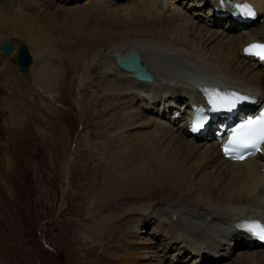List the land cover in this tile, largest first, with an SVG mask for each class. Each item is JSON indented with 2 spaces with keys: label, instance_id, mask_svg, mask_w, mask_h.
<instances>
[{
  "label": "bare ground",
  "instance_id": "6f19581e",
  "mask_svg": "<svg viewBox=\"0 0 264 264\" xmlns=\"http://www.w3.org/2000/svg\"><path fill=\"white\" fill-rule=\"evenodd\" d=\"M249 1L260 12L257 23L251 25H240L215 13V7L229 6L230 0H0V45L15 37L42 53L32 55L36 61L29 71L31 79L45 86L51 81L60 86L70 74L65 62L68 59L85 67L81 69L82 87L99 82L96 79L100 74L104 78L101 87L105 99H121L126 104L116 117L110 118L123 129L114 136L117 143L111 140L106 146L98 140L100 143L85 145L92 150L86 159L75 158L85 173L101 147L102 159H97L100 168L111 169L114 174L122 172L114 177L112 187L104 185L114 197H109L96 213L141 202L138 200L150 195L153 186L170 194L169 200L139 208L137 217H121L110 235L101 233L109 226L90 218L96 221L91 230L97 232L94 235L104 245L95 260L86 261L89 264H110L113 260H122L118 264H139L134 260L140 258L146 259L143 261L147 264H264V247L256 248L234 225L242 218L264 221L262 157L232 162L222 156L220 145L209 140L208 135L194 142L188 138L185 122L172 119L176 110L186 109L190 101L198 98L193 80L204 75H199L202 71L194 65L211 78L217 77L218 82L253 92L264 101V60L241 54L245 44L264 40V24H259L264 17V0ZM16 45L10 57L0 50V89L10 90L15 85L27 92L30 88L15 66L14 71L8 68L10 58L17 55ZM115 50L123 54L140 52L143 63L155 76L154 82L137 81L120 69L113 57ZM39 56L48 57L45 60L49 62L38 67ZM71 76L74 78L75 73ZM22 95L15 97L10 93L11 100L19 105L12 112L20 115L28 109L25 93ZM95 101L91 102L97 129L99 115L106 117L111 105L99 111L98 98ZM96 133V138L101 139L110 137L114 129ZM69 152L74 151L67 148L61 161L63 173L70 163L66 158L70 157ZM88 159L89 164H85ZM54 163L57 168L58 163ZM131 163L139 169L131 167ZM72 168L75 169V162ZM65 174L73 177L76 189L82 185L75 172ZM55 177L60 178V174H54L51 181ZM117 179L120 183H116ZM96 184L95 177V183L89 181L88 191L82 193V205L87 204L88 208ZM134 197L136 202L132 201ZM128 211L126 215L132 212ZM126 234H146L148 242L143 251H133L132 238ZM76 236L81 237L79 231ZM114 243L118 245L111 246ZM121 252L125 254L120 255ZM226 259L231 260L224 262Z\"/></svg>",
  "mask_w": 264,
  "mask_h": 264
},
{
  "label": "rangeland",
  "instance_id": "374dc122",
  "mask_svg": "<svg viewBox=\"0 0 264 264\" xmlns=\"http://www.w3.org/2000/svg\"><path fill=\"white\" fill-rule=\"evenodd\" d=\"M263 22L264 17L259 24L262 25ZM9 40H11L10 42H17L18 48L23 43L18 42L15 37H13V40ZM24 44L28 46L32 55L42 54L40 49L31 44L29 46L28 42H24ZM45 58L47 60L48 57ZM45 58L37 57L36 65L40 67V65L48 63L49 61H46ZM10 60L8 68L14 71L13 64H15V60L13 57ZM35 61L33 57V63ZM65 62L67 63V71L70 74L66 82L60 81L62 82L60 86L59 84L56 86L52 81L45 86L44 83L36 82L34 78L30 80L31 74L23 77L20 71L17 70V73L24 78V82L27 80L26 83H29L28 88L31 91L25 92L24 88L16 89L17 86L15 85L10 90L2 86L3 89H0V264H89L86 261L92 262L95 260L102 250L98 246L102 242H97L100 240L94 235L97 232L90 228L96 221L90 220V218L93 217L98 220L102 214L101 218L111 225L115 221V223L119 222L122 219L121 217L126 216L128 210L132 212L127 214V219L132 218L134 214L137 215L139 210L134 208H145L144 206L150 204V206H155L156 203L169 200L167 199L170 196L168 191L158 190L156 186H153L150 195L138 200L141 202L122 206L110 212L96 213L109 197H114L113 194L107 193L105 188L112 187L114 177L121 175L122 172L118 170L114 174L111 169L103 170L100 168L97 159H102V155L99 154L101 147H99V150L95 149V152L98 151L90 164V159L85 160L86 163H84L89 164L85 173L81 172L82 163L76 162L75 158L81 159L84 156V159H86L85 155L92 153L89 147H85L87 144L105 142L107 146V143L111 140L112 143L114 141L117 143V138L114 136L123 129H114L112 138L106 137V135L101 139L96 138V131L103 134L110 130V127L113 129L118 126V123L109 122L105 114L99 115L97 119L99 127L97 129L93 125L94 109L92 110V108H94V103L92 104L91 101H97L98 98L99 106L97 110L99 111H103L109 102L105 99L104 93L99 87L102 85V82L100 83L102 76L99 74L96 79H99V82L85 84L82 91H80V79L78 78L81 77L85 67L81 66L79 62L74 64L68 59ZM51 63L53 64L52 61ZM55 64L60 67L63 65L62 62H56ZM73 73H75L74 78L71 76ZM76 73H79L80 76L76 77ZM36 83L38 85H35ZM10 93H13L15 97H18V94H21L22 97V94L25 93L28 109L23 115L18 114L16 111L12 112L19 105L11 100ZM18 102L20 101L18 100ZM114 106L113 103L109 110ZM87 107L91 110L88 111ZM118 112V108L113 109L107 116H113ZM105 119L108 122L102 124ZM69 124L73 129L68 130ZM82 136H87V138H82ZM47 137H50L52 141ZM67 148L74 152H69L70 157H66L68 162L71 157L72 159L65 171L75 172L79 178L78 181L82 182V185L77 184L80 185L77 189L74 186L73 177L66 175L65 171L63 173L61 169V161L66 156ZM54 162L58 163L57 168L53 167ZM74 162L75 169H71ZM131 165V167L139 169L138 165L132 163ZM56 173L60 174V178L55 177L51 181ZM95 177L97 184L94 185V192L88 203L90 208H88L87 204L82 205L85 198L83 194L89 189V181L92 184L95 183ZM67 182H69V185ZM116 183H120L119 179L116 180ZM74 191L75 195L73 194ZM123 196L124 194L121 197ZM153 196L154 198H152ZM132 201L136 202L137 199L134 197ZM60 203L64 206L60 207ZM100 222L105 226H109L108 223ZM109 227L108 230H101V233L110 235L112 226ZM77 231H79L80 236L81 232H84L82 236L88 239L82 236L77 237ZM43 234L48 236L46 242L43 241ZM125 236L131 239L128 234ZM135 237L133 242H136ZM141 237L147 238L146 234H142ZM94 241L98 245H93ZM115 244L118 245L114 243L111 246ZM61 251L64 252L61 254ZM139 260L146 259L140 258L134 261L140 263ZM228 260L231 259H226L224 262ZM119 261L122 260H113L110 264H118Z\"/></svg>",
  "mask_w": 264,
  "mask_h": 264
},
{
  "label": "snow or ice",
  "instance_id": "6c2138e0",
  "mask_svg": "<svg viewBox=\"0 0 264 264\" xmlns=\"http://www.w3.org/2000/svg\"><path fill=\"white\" fill-rule=\"evenodd\" d=\"M242 12L247 15H255L251 6L242 7ZM246 54L255 56L260 60H264V43H254L245 49ZM249 100L248 97L233 95L230 97L214 98L213 103L218 108L232 109L240 102ZM204 121H197L193 125V131H197L204 127ZM227 143L224 144V152L228 156L242 153L244 150L251 149L253 151L259 150L264 146V109H261L259 115L255 117H246L239 124L234 126L231 130ZM236 158H243L237 155ZM244 230L264 240V224L252 223L244 226Z\"/></svg>",
  "mask_w": 264,
  "mask_h": 264
},
{
  "label": "water",
  "instance_id": "95a60500",
  "mask_svg": "<svg viewBox=\"0 0 264 264\" xmlns=\"http://www.w3.org/2000/svg\"><path fill=\"white\" fill-rule=\"evenodd\" d=\"M3 50L10 55L12 50L11 44H3ZM118 62L126 69L133 71L135 76L141 80L153 81L154 76L147 71L146 66L141 62L142 57L138 52H130L124 56L121 52H115ZM18 63L24 74L28 72V65L31 63V57L26 46L22 47V51L18 57Z\"/></svg>",
  "mask_w": 264,
  "mask_h": 264
}]
</instances>
